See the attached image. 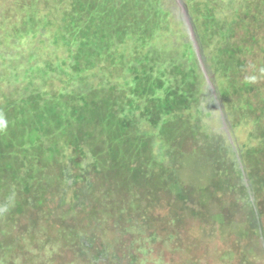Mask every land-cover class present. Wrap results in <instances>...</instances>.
I'll return each instance as SVG.
<instances>
[{
    "label": "rangeland",
    "instance_id": "obj_1",
    "mask_svg": "<svg viewBox=\"0 0 264 264\" xmlns=\"http://www.w3.org/2000/svg\"><path fill=\"white\" fill-rule=\"evenodd\" d=\"M92 5L0 0V264H83V255L93 259L89 264H140L111 246L121 230L104 222L110 212L123 216L120 223L143 212L161 216L160 208L149 206L153 198L140 196L131 172L162 150V139L170 141L163 150L170 154L186 133L206 147L216 180L230 186L229 197L255 209L264 234V149L249 153L245 147L258 144L248 139L251 130L264 138L254 128L264 103L258 98L264 0ZM167 92L174 96L168 108L198 130L164 127L168 108L150 107ZM114 114L121 122L114 123ZM123 122L127 127L118 128ZM218 132L223 139L214 136ZM190 168L203 171L199 164ZM214 202L206 229L221 219L215 213L224 203ZM193 221L183 222L194 228ZM132 224L125 239L137 235ZM209 228L202 240L190 231V241L228 253L242 238ZM237 255L222 264H237Z\"/></svg>",
    "mask_w": 264,
    "mask_h": 264
},
{
    "label": "trees",
    "instance_id": "obj_2",
    "mask_svg": "<svg viewBox=\"0 0 264 264\" xmlns=\"http://www.w3.org/2000/svg\"><path fill=\"white\" fill-rule=\"evenodd\" d=\"M95 1L96 0H84V3L91 8L92 2L94 3ZM257 59L258 58H256L255 61H257ZM151 79L156 83L157 81L161 82V78L152 77ZM260 92L258 98L264 96V86ZM172 98H174L173 94L167 92L164 98L154 102V107L150 108L153 111L157 108V110L165 112V110L173 104ZM249 105L251 110L256 107L255 105ZM241 106L242 104H240V107ZM259 109L258 121L254 128L259 131H264V103ZM167 115L168 117H166L162 123L167 129L173 131L185 125L188 131L199 129L197 126H188L187 118L171 107L167 109ZM112 116L114 123H118V117H115V114ZM120 124L122 125L118 128L127 127L128 125L127 122ZM254 131L255 130H251V132L248 133V139H256L258 144L252 145L249 143L245 146L249 153L250 150L256 153L258 150L264 149V138L254 134ZM214 134L216 138L223 139L222 133L218 132ZM145 135L147 139L152 137L151 132L145 133ZM204 135H206L205 132ZM190 137L191 136L186 133V140L182 138L177 140L175 146L176 150L172 151L170 154L163 151L167 143L170 144V141L168 142L167 139H162L159 143L162 150L160 149L157 155L147 154L146 159H143V165H139V167L136 165V168L138 167L136 170L138 171H136L135 174L131 172L130 178L134 179L141 189L140 196L142 198H153L149 206L152 210L153 208L161 209L162 214L158 216L159 218L164 216V208H168L167 217L158 219V217L154 218L147 212H143L140 217L130 216L128 219H124V223H120L123 216H117L110 212L107 218L108 220L104 222L107 229L114 225L117 231L121 230V235L118 239H114L111 246H117L118 249H122L125 253L133 257V259H138L140 264H222L225 262H232L230 254H236V252H238L237 258L240 257L237 264L264 263V234L261 226L256 225L255 209H251L247 205L249 208V210H247L242 201L229 197L226 192L231 191L230 186L224 185V182L219 183L218 178L216 180L215 167L208 163V158L204 155L206 147L201 145V143L196 146ZM205 137L207 138V136ZM184 144H187L188 148H185ZM221 146L227 149L223 143ZM192 147L195 148L193 149ZM226 152V154H229L228 151ZM113 158L114 157H112V159ZM47 160L51 161L52 158ZM229 161V166L233 165V163H229ZM194 164H199V167H201L203 171L194 173L190 168V166ZM93 165L96 166L95 170H97L99 167L97 160ZM189 168L190 172H188ZM145 185L151 186L148 190H145ZM223 185L225 187H223ZM209 190L215 192V194H211ZM224 198H226L228 202H224ZM216 200L224 203L221 204L223 210L218 209V212L215 213L216 215L218 214V217H221V219L216 220L213 223L214 226L209 227H214V229H218L216 231L224 232V235L242 236L240 240L235 237L236 240H239V244H231L228 253L221 251L220 248L215 247L216 245L213 246L215 247L213 248L210 245V247L203 245V243L197 242L196 240L190 241L189 237L191 231L193 232V236H197L198 234L201 235L202 240L204 233L209 231L210 228L208 227L206 229L204 225L208 221L207 217L212 215L213 211L211 206ZM139 208L144 210L143 205H139ZM188 217L191 218V221L194 220V228H191L193 227L191 222H183ZM224 220H226V222H224ZM130 221L136 222L137 235H133L131 239H125L124 236L133 231V228L130 229V226L133 227ZM229 221L231 224L227 223ZM199 223L202 225L201 228L197 226ZM216 226L220 227V229L216 228ZM187 230H189V232H187ZM109 240L111 241V238ZM93 241H97V235H95V233L92 236L91 243H93ZM86 248L90 250V247L87 246ZM140 254L144 257L138 258ZM89 257L83 255L81 257L82 263L89 264L92 262L93 259ZM100 261L101 262L97 264H106L104 263V259Z\"/></svg>",
    "mask_w": 264,
    "mask_h": 264
}]
</instances>
